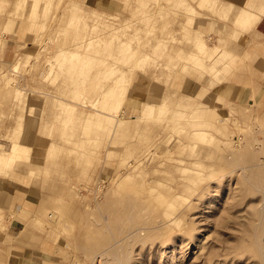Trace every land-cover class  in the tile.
Wrapping results in <instances>:
<instances>
[{"label":"rangeland","instance_id":"rangeland-1","mask_svg":"<svg viewBox=\"0 0 264 264\" xmlns=\"http://www.w3.org/2000/svg\"><path fill=\"white\" fill-rule=\"evenodd\" d=\"M68 1L0 14V187L28 192L0 208V264H264V55L225 38L241 9Z\"/></svg>","mask_w":264,"mask_h":264},{"label":"crops","instance_id":"crops-1","mask_svg":"<svg viewBox=\"0 0 264 264\" xmlns=\"http://www.w3.org/2000/svg\"><path fill=\"white\" fill-rule=\"evenodd\" d=\"M12 1L13 0H0V14H3V15L6 14L8 12V10L11 9V7H13V3H11ZM76 1H78V0H69L68 2L71 4V3H76ZM226 1L231 2V4H233L235 6V8H238L241 10H249L253 14H259L260 13L257 9L252 8L250 6L251 0H226ZM241 1L243 2V5L237 4V3H240ZM262 1L264 2V0H262ZM16 4L17 3H15V6H16ZM20 12L18 14H20ZM259 15H260V18L254 27H252L250 30H247V31L241 30L240 32L243 33V36L247 35L250 32H254L255 36H257V39H256L257 45L258 46L261 45V47H259V50L264 55V12L262 14H259ZM10 20H11V18H9V23H10ZM14 21H16V20H14ZM89 45L90 44H87L86 49H88ZM8 57H9V55H8ZM236 58H237V55H235L231 60H229L227 62V66L232 68L230 65V62L233 60H236ZM16 66H19V62L16 64ZM226 68H227L226 66L223 67L224 70ZM228 73H226V77L228 76ZM203 74L204 73H202V75ZM5 75L6 74H4L3 82H2V83H4V84H2L4 86H0V88L7 87V78H5L6 77ZM208 81L210 84L209 87L212 88V86L214 85V81L212 80L211 77H210V79H208ZM67 82H68V80H67ZM20 99H21V101L18 104L20 105L22 101H23L22 104H25L26 98L21 96L20 98H18V100H20ZM130 107H131V111H132V109H135V107H133V106H130ZM210 112H212V111H210ZM217 112H218L217 110H214L212 112V114H217ZM1 130H2V128L0 129V134H2ZM11 149H12V144H9L7 141L0 138V156H2V157L8 156L11 152ZM12 182H15V181L12 180L11 183L9 182L8 186L7 187L5 186L6 189L0 187V208L5 210L6 212L10 211L13 208V206L15 205L14 204V198H15L14 196H18V194H23V193H26V195L28 194L27 190L24 188L26 185L20 184V186H13ZM2 223H3V220L0 217V226ZM5 236H6L5 233H2V232L0 233L1 238H4ZM9 238H12V236H9Z\"/></svg>","mask_w":264,"mask_h":264},{"label":"bare ground","instance_id":"bare-ground-1","mask_svg":"<svg viewBox=\"0 0 264 264\" xmlns=\"http://www.w3.org/2000/svg\"><path fill=\"white\" fill-rule=\"evenodd\" d=\"M207 1H208V3H206L207 4V7L209 9H211L212 11L214 9H216V8L218 10L219 6L222 7L218 15H221V13L225 14V13H227V11H229V10L231 11V9L235 7L233 4H231V2H228L226 0H207ZM77 2H79V0L76 1V3ZM250 3H251L250 6L252 8L257 9L260 12L259 14H262L264 12V2L262 0H251ZM226 5H228V6H226ZM195 9L196 8L193 7V10H192L193 13H189V14H191L192 16L193 15H196L195 14L196 13L195 12L196 11ZM217 10H216V12H217ZM259 14H253L249 10H241V12L238 15V21L240 23H242V24L247 25V27L252 28V27H254L256 25L257 21L260 18V15ZM228 29H229L228 31H226V32L224 31L225 34L227 35L225 38H230V39H232V38H243V33L242 32H240L238 30H235L234 28H231V27H229ZM220 30H222V29H220ZM198 52L199 53L196 55V58L198 60H200L201 57L199 56V54L200 53H203V52H206V48L203 45V43H201V42L198 44ZM31 92H32V90H27V89H26V91L18 90V91L15 92L14 95H15V97H18V98H20L21 96H23L24 98H26V97H28V96L31 95ZM34 94H35V96L37 95L36 93H34ZM14 125L15 124L12 122L11 123V126L14 127ZM1 128H2V126H0V129ZM7 164H9L8 161L3 160L1 162L0 166L2 168H0V174H2L4 172V168L3 167L7 166Z\"/></svg>","mask_w":264,"mask_h":264}]
</instances>
